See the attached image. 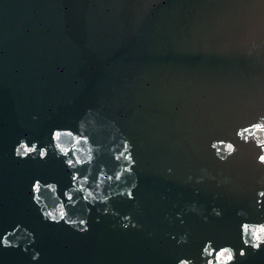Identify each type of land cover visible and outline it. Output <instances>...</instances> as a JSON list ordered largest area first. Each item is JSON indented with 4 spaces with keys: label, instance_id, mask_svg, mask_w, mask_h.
I'll use <instances>...</instances> for the list:
<instances>
[{
    "label": "water",
    "instance_id": "obj_1",
    "mask_svg": "<svg viewBox=\"0 0 264 264\" xmlns=\"http://www.w3.org/2000/svg\"><path fill=\"white\" fill-rule=\"evenodd\" d=\"M261 156L264 0H0V264H264Z\"/></svg>",
    "mask_w": 264,
    "mask_h": 264
},
{
    "label": "snow or ice",
    "instance_id": "obj_2",
    "mask_svg": "<svg viewBox=\"0 0 264 264\" xmlns=\"http://www.w3.org/2000/svg\"><path fill=\"white\" fill-rule=\"evenodd\" d=\"M214 147H215V146H214ZM228 148H229V151L232 150L231 145H229ZM217 151H219V149H217ZM129 158H131L130 154H129ZM260 161H261V163H264V156H261V157H260ZM132 163H133V161H132ZM128 195L131 196V193L129 192ZM261 196L264 197V192L261 193ZM80 223L83 224L84 222L81 221ZM257 239H259V238H257ZM246 243H249V242L246 241ZM259 246H260V244H259V243H256V244H252L251 247H252L253 249H256V248H258ZM244 255H245V252L242 250V251L240 252V256H244ZM228 259H229V260H232V259H233L231 253H229V255H228Z\"/></svg>",
    "mask_w": 264,
    "mask_h": 264
}]
</instances>
